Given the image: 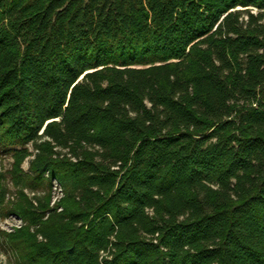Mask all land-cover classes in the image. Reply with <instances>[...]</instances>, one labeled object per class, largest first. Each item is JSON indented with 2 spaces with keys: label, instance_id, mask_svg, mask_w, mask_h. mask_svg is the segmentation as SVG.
Segmentation results:
<instances>
[{
  "label": "trees",
  "instance_id": "16d2710c",
  "mask_svg": "<svg viewBox=\"0 0 264 264\" xmlns=\"http://www.w3.org/2000/svg\"><path fill=\"white\" fill-rule=\"evenodd\" d=\"M0 148L19 264H264V0H0Z\"/></svg>",
  "mask_w": 264,
  "mask_h": 264
},
{
  "label": "rangeland",
  "instance_id": "374dc122",
  "mask_svg": "<svg viewBox=\"0 0 264 264\" xmlns=\"http://www.w3.org/2000/svg\"><path fill=\"white\" fill-rule=\"evenodd\" d=\"M29 151H31V147L28 145ZM31 157L25 158L21 164L20 168L26 172L28 167V162ZM13 159L11 157V153L6 152L0 148V184L3 188L7 190L6 199L13 200L15 188L13 187L9 175V171L11 169V164ZM42 188H36V190L32 191L29 188H25L24 192L29 196L35 192H39ZM61 196L59 190L57 188V184L53 182V187L51 189V204ZM22 225V221L16 215H5L0 217V264H19L16 260L14 253L9 249L7 245H4L2 240L1 232L10 233L13 229L19 228Z\"/></svg>",
  "mask_w": 264,
  "mask_h": 264
},
{
  "label": "built area",
  "instance_id": "2783aa9c",
  "mask_svg": "<svg viewBox=\"0 0 264 264\" xmlns=\"http://www.w3.org/2000/svg\"><path fill=\"white\" fill-rule=\"evenodd\" d=\"M58 188V187H57ZM59 190V189H58Z\"/></svg>",
  "mask_w": 264,
  "mask_h": 264
}]
</instances>
